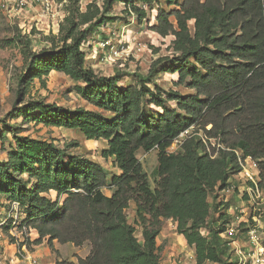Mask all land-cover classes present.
<instances>
[{"label": "trees", "instance_id": "16d2710c", "mask_svg": "<svg viewBox=\"0 0 264 264\" xmlns=\"http://www.w3.org/2000/svg\"><path fill=\"white\" fill-rule=\"evenodd\" d=\"M118 1L140 23L147 17V7L157 5L152 30L174 39L173 55L158 58L153 69L165 61L163 71L176 73L175 84L195 90L194 94L167 90L151 73L139 76L134 85L122 86V74L106 76L86 66L82 46L117 19L113 7ZM164 4L175 8L166 10ZM49 42L40 51L25 54L20 81L63 72L84 84L76 86L77 93L96 109L31 99L25 104L27 114L39 111L35 117L48 125L78 129L88 140H106L102 155L113 157L121 173L109 185L103 165L87 156H70L66 148L47 140L19 139L11 163L21 175L33 178L34 187L15 190V198L7 199L26 206L30 224L39 233L37 242L48 238L50 244L90 243L89 254L78 257L77 263L57 264H161L157 237L163 219H172L177 232L195 248L197 264H233L230 240L221 236L225 226L208 220L224 203L209 202V196L227 188L231 174L239 170L236 153L219 149L212 158L197 137L187 139L177 153L166 149L182 131L196 126L226 148L258 160L264 186V0H103L101 5L92 1L85 9H68L60 33L50 36ZM169 102L177 107H167ZM152 106L162 111L155 112ZM140 149L158 150L155 187L137 157ZM12 178L8 172V180L0 185H8ZM12 183L21 189L19 179ZM109 186L111 195L104 192ZM52 191L56 200L44 195ZM132 202L134 224L126 213ZM137 226L143 241L136 235Z\"/></svg>", "mask_w": 264, "mask_h": 264}, {"label": "rangeland", "instance_id": "374dc122", "mask_svg": "<svg viewBox=\"0 0 264 264\" xmlns=\"http://www.w3.org/2000/svg\"><path fill=\"white\" fill-rule=\"evenodd\" d=\"M92 1H97L101 5L103 0H66L63 9L65 16L56 19L39 17L36 19V15L33 13L28 17L22 15L12 17L0 5V181L8 180V172L14 175V178L9 179L11 183L0 185V206L2 200L8 197L15 198V190L34 187L33 178L27 174L21 175L11 163V153L18 147L19 139L27 136L47 140L64 147L70 156L84 155L102 164L106 169L109 185L112 183L113 176L121 173L113 157L106 158L102 155V151L108 148L106 140H88L78 129L48 125L40 121L39 118L35 117L39 111L30 114L26 112L25 104L31 99H44L48 103H55L72 109L80 106L96 109L77 93L76 86L84 85L82 82H76L70 76L59 71H51L49 74L43 75L42 80L34 78L25 83L20 81V76L26 68L25 54L29 51L38 52L49 46V37L60 33V25L68 14V9L76 6L85 9L86 5ZM1 2L2 0H0V4ZM163 7L166 10L175 8V6L169 7L165 4ZM113 9V14L117 19L105 24L100 31L91 36L89 39L91 41L90 46L86 45L87 42L82 46L86 52V66L92 67L97 73L106 76H112L116 73L122 74L119 82L122 86L134 85L139 80V76H147L151 73L153 80L167 90H179L184 96L194 94L195 90L175 84L178 79L176 73L163 71V68L167 66L165 61L153 69L158 58L173 55L172 42L174 37L172 35L163 37L152 30V26L156 24L157 5L155 4L154 8L147 7V17L143 23L138 21L135 13L129 10L124 2H116ZM98 33H101L102 36L98 37ZM100 38H110L113 42V47L104 50L107 55L102 53L103 51L97 53L101 49L95 52L96 42ZM29 39L31 40L30 45H28ZM169 64L172 65L173 63ZM34 69L40 70L37 65ZM149 85L155 86L154 83H149ZM20 94L22 100H19ZM167 107L176 108L177 104L169 102ZM151 108L155 112L162 111L161 108L155 106ZM148 109L150 108L148 107ZM215 141H220L221 145L223 144L221 140L216 138ZM222 146L225 147V144ZM137 157L149 175L153 187H155L158 150L153 149L146 152L140 149ZM2 163H6V165L2 166ZM15 179L21 181V189L12 183ZM104 192L111 195L113 189L110 186L105 187ZM44 195L56 200L54 191ZM228 195L229 192L225 194V190L216 189L209 196V202L214 199L224 202L220 211L211 215L208 220L209 224L216 221L218 225L221 224L225 228L233 224L229 206L232 204L235 208L239 202L233 198L228 202V206L225 203L227 202L226 198L230 196ZM135 208V203L132 202L130 208L126 210L128 220L132 224L135 220ZM19 222L21 223L19 224ZM23 223L25 221L22 218H9V225L4 227V237L0 241V264H11L12 260H14V264H24L16 261V255H20L17 252L18 248L24 243L27 244L28 249L36 253L41 264H57L60 260H70L77 263L78 257L84 258L90 252L91 245L89 242L76 246L73 243L60 244L54 240L50 244L48 238H44L41 243H38L39 236L30 230L25 231ZM162 224V234L158 246L161 264H197L188 246L186 248L179 246L178 249L171 247L175 241L172 237L171 242H169V238L178 233L176 222L172 219H163ZM251 224H253V220L249 219L248 222L240 225L237 232L240 235L239 241L247 245L244 247L245 250L248 249L247 228ZM27 226L32 225L29 223ZM12 231L19 237L12 235ZM136 235L139 240L143 241L139 226H137ZM230 252L229 261L238 264L239 257L232 245ZM204 264L215 263L206 262Z\"/></svg>", "mask_w": 264, "mask_h": 264}, {"label": "built area", "instance_id": "2783aa9c", "mask_svg": "<svg viewBox=\"0 0 264 264\" xmlns=\"http://www.w3.org/2000/svg\"><path fill=\"white\" fill-rule=\"evenodd\" d=\"M65 2L66 0H2L0 5L12 17H19L21 15L28 17L33 13L36 15V19L38 17L42 19H56L65 16V10L63 11ZM97 36L101 37L102 34L98 33ZM86 45L90 46L91 41L87 42ZM96 47L95 52L101 49L97 53L103 51L102 53L107 55L104 50L113 47V42L110 38H100L96 42ZM206 128L209 130L211 125L206 126ZM191 137L201 139L206 146L207 153L212 158L218 156L219 149L232 150L236 153L239 170L231 174L229 185L224 190L225 194L229 192L230 195L226 198L227 202L234 198L239 204L235 208L232 204L228 205L233 224L228 226L221 236L230 240V245L234 247V251L239 257L238 264H264V186L261 185L258 160L254 159L251 155H245L240 149L225 148L216 142L215 138L207 136L201 128L196 126H191L182 131L166 149V152L177 153L184 142ZM215 146H217L216 151L212 152V148ZM1 203L0 241L4 237V227L9 225V218H22L25 221L22 224L25 231L30 230L32 233H38L36 228L27 226L31 219L28 218L26 206L20 201L16 199H4ZM249 219L253 220V224L247 228L248 249L245 250L244 247L247 245L239 241L240 235L237 232L240 225L248 222ZM201 232L206 235L208 231L202 228ZM11 234L19 237L14 231ZM17 252L20 253V255H16L17 263L41 264L36 253L28 249L26 243L22 244ZM14 263V260H12L11 264Z\"/></svg>", "mask_w": 264, "mask_h": 264}, {"label": "crops", "instance_id": "0c3cea01", "mask_svg": "<svg viewBox=\"0 0 264 264\" xmlns=\"http://www.w3.org/2000/svg\"><path fill=\"white\" fill-rule=\"evenodd\" d=\"M38 236H39V234L38 233H36ZM161 234H162V230H161V233L158 235V237H157V245L159 246V239H160V237H161ZM172 237H173V241H175V244H173L171 247L172 248H179V246H182L183 248H186V246H188L190 249H191V254L194 256V259H195V261H196V255H195V251H194V248H192L188 243H187V241H186V239L184 238V236L183 235H181V234H179V233H176V234H173V235H171V237L169 238L170 239V241L169 242H171V240H172ZM55 241H57V240H55ZM58 242V241H57ZM59 243V242H58ZM181 244V245H180ZM170 247V245H169V248H171ZM191 255V256H192Z\"/></svg>", "mask_w": 264, "mask_h": 264}]
</instances>
